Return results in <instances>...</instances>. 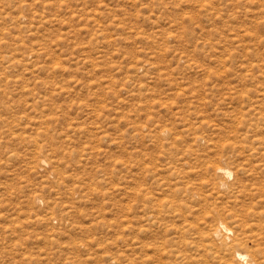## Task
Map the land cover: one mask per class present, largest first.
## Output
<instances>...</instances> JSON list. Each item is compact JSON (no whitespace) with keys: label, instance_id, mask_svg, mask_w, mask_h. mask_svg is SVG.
<instances>
[{"label":"rangeland","instance_id":"rangeland-1","mask_svg":"<svg viewBox=\"0 0 264 264\" xmlns=\"http://www.w3.org/2000/svg\"><path fill=\"white\" fill-rule=\"evenodd\" d=\"M221 223L264 264V0H0V264H234Z\"/></svg>","mask_w":264,"mask_h":264},{"label":"bare ground","instance_id":"bare-ground-1","mask_svg":"<svg viewBox=\"0 0 264 264\" xmlns=\"http://www.w3.org/2000/svg\"><path fill=\"white\" fill-rule=\"evenodd\" d=\"M220 172L225 176L232 175V171L229 168L222 167L220 168ZM232 233L233 230L229 228L228 225L225 223H221L217 228V230L215 229V235L219 237L221 239L220 241H222L224 243V246H226L227 255L233 259L232 263L240 264L243 262L246 264H263L260 261L261 260L260 251L258 252V250H256L255 248H254L255 250L248 248V245H246V242L244 241L245 239L243 240L241 236L238 235V233L236 234L237 235L236 238H234V240H232L231 243H228V240L231 239L232 237V236L230 237ZM224 258H226V256Z\"/></svg>","mask_w":264,"mask_h":264}]
</instances>
